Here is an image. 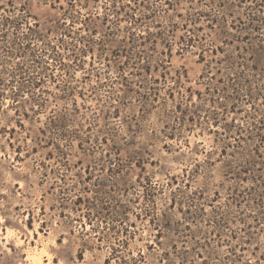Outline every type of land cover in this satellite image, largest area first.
Wrapping results in <instances>:
<instances>
[{
	"label": "rangeland",
	"instance_id": "rangeland-1",
	"mask_svg": "<svg viewBox=\"0 0 264 264\" xmlns=\"http://www.w3.org/2000/svg\"><path fill=\"white\" fill-rule=\"evenodd\" d=\"M248 4L0 0V264H264Z\"/></svg>",
	"mask_w": 264,
	"mask_h": 264
},
{
	"label": "trees",
	"instance_id": "trees-1",
	"mask_svg": "<svg viewBox=\"0 0 264 264\" xmlns=\"http://www.w3.org/2000/svg\"><path fill=\"white\" fill-rule=\"evenodd\" d=\"M239 1V0H237ZM241 1H246L249 4L247 5L246 8V16H247V22L244 23L243 26H241V29H247L250 31V33L255 32L257 33L258 37H260L261 39H259L261 42H264V0H241ZM249 33V32H248ZM249 35V34H247ZM248 37V36H247ZM249 39V38H246ZM194 42V39H192V37H189L188 39H181L180 42V46H179V50L183 51L185 49L189 48V45H192ZM262 45V44H261ZM264 47V46H263ZM68 49V48H66ZM213 52L215 51L214 49H212ZM264 51V50H263ZM72 53V51H71ZM264 54V52H263ZM49 57H52L54 60H58L60 61V57L61 54L54 48H51V52L49 54ZM77 56H75L76 58ZM200 57L202 60L205 59L204 56V51L202 49V51L200 52ZM77 59V58H76ZM41 60H43V62H45V58H41ZM190 105V103H188L186 106ZM193 106V104L191 105ZM177 109H179L178 111H180L181 116L178 117V125H183V127H189L188 123L189 122H193L194 118L193 115L189 116L187 118V114L185 112V110H181V107H177ZM191 125L194 123H190ZM264 126V117L261 118L260 120H258V123H251V124H246V125H238V127H236L237 129V133L239 137H235L234 140H240V139H244V134L247 135V137H251L253 133H256L257 137L259 139H264V135H260L258 134V131L261 130V128ZM245 132V133H244ZM244 133V134H242ZM174 136V134H171L170 136ZM249 139V138H248ZM238 144V143H236ZM224 147H229L230 144H224ZM213 151V150H212ZM225 151V148L222 149V152Z\"/></svg>",
	"mask_w": 264,
	"mask_h": 264
},
{
	"label": "bare ground",
	"instance_id": "bare-ground-1",
	"mask_svg": "<svg viewBox=\"0 0 264 264\" xmlns=\"http://www.w3.org/2000/svg\"><path fill=\"white\" fill-rule=\"evenodd\" d=\"M43 256H48L47 253H45V251L43 249H37V250H33L32 252H29L27 254V260L29 261L30 264H50V261L47 263H44L42 261V257ZM49 260V258H48Z\"/></svg>",
	"mask_w": 264,
	"mask_h": 264
}]
</instances>
